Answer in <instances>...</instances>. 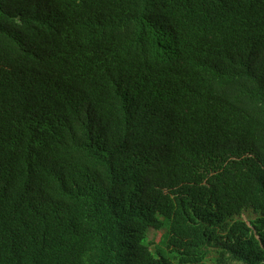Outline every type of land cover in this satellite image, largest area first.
Returning a JSON list of instances; mask_svg holds the SVG:
<instances>
[{"label":"trees","instance_id":"16d2710c","mask_svg":"<svg viewBox=\"0 0 264 264\" xmlns=\"http://www.w3.org/2000/svg\"><path fill=\"white\" fill-rule=\"evenodd\" d=\"M0 264H264V0H0Z\"/></svg>","mask_w":264,"mask_h":264},{"label":"rangeland","instance_id":"374dc122","mask_svg":"<svg viewBox=\"0 0 264 264\" xmlns=\"http://www.w3.org/2000/svg\"><path fill=\"white\" fill-rule=\"evenodd\" d=\"M157 239H159V237Z\"/></svg>","mask_w":264,"mask_h":264}]
</instances>
